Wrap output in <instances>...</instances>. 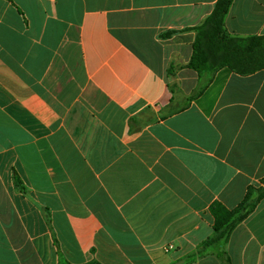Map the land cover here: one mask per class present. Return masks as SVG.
I'll use <instances>...</instances> for the list:
<instances>
[{
  "label": "crops",
  "instance_id": "obj_1",
  "mask_svg": "<svg viewBox=\"0 0 264 264\" xmlns=\"http://www.w3.org/2000/svg\"><path fill=\"white\" fill-rule=\"evenodd\" d=\"M215 2L0 0V264H264V197L205 245L264 179V70L191 99ZM224 27L264 36V0Z\"/></svg>",
  "mask_w": 264,
  "mask_h": 264
},
{
  "label": "trees",
  "instance_id": "obj_2",
  "mask_svg": "<svg viewBox=\"0 0 264 264\" xmlns=\"http://www.w3.org/2000/svg\"><path fill=\"white\" fill-rule=\"evenodd\" d=\"M233 0H216L212 13L193 28L195 40L187 68L195 71L200 83L191 99L199 96L211 82L213 75L227 67L240 75L264 70V36L239 38L230 36L224 27V20ZM17 186L20 184L16 180ZM264 197V179L259 186H249L242 201L233 209H227L214 202L209 211L213 217L214 237L205 245L225 242L232 230L241 223ZM59 264H69L59 262ZM85 264H100L91 261Z\"/></svg>",
  "mask_w": 264,
  "mask_h": 264
}]
</instances>
